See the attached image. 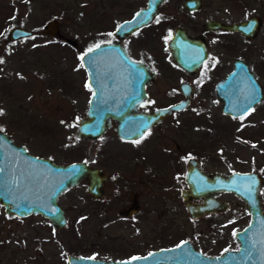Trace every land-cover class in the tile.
<instances>
[{"label":"rangeland","instance_id":"374dc122","mask_svg":"<svg viewBox=\"0 0 264 264\" xmlns=\"http://www.w3.org/2000/svg\"><path fill=\"white\" fill-rule=\"evenodd\" d=\"M144 3L145 0H0V130L32 154L58 163L91 158L92 164L102 165L108 174L105 199H94L83 180L58 195L57 202L66 216L60 228L53 227L40 214L20 218L6 215L0 204V264H65L67 254L129 257L160 241L166 244L186 234L189 227L185 224L183 232L175 237L168 236V232L165 236H148L142 220L144 199L152 200L153 194L160 193L166 203H179L171 192L178 187L180 178L168 169L176 165L182 151L192 152L205 170L259 169L264 179V96L245 114L231 117L221 112L220 100L213 90L214 81L224 75L231 58L238 55L250 65L264 92V0H202L197 12L199 26L209 16L237 22L258 14L261 23L251 38L238 33L222 34L224 43L214 46L206 80L198 76L190 80L194 91L188 107L178 120L167 119L153 129L150 137L167 141L172 152L170 159L161 160L165 171L158 168L162 152L155 141H119L110 126L96 139L75 136L77 120L84 114L90 94L79 55L109 37L118 20ZM52 17L57 20L62 38L41 33ZM162 24L167 26V32L176 24L194 31V12L187 13L179 0H165L143 33L126 40L134 55L147 58L156 74L146 88L149 106L177 97L178 93L169 92L178 91L177 82L184 76L167 57ZM13 25L29 29L31 34L10 39L8 29ZM67 38L75 43H69ZM187 135L193 138L191 144ZM173 140L181 146L174 147ZM129 187L141 194L140 220L133 223L131 218L117 213L127 202ZM260 197L264 211V181ZM227 200L226 210L194 220L196 245H203L207 253L232 245L233 230L247 220L243 205L234 197ZM175 216H179L178 212ZM158 218L156 215L153 220ZM153 220L151 223L158 225Z\"/></svg>","mask_w":264,"mask_h":264},{"label":"water","instance_id":"95a60500","mask_svg":"<svg viewBox=\"0 0 264 264\" xmlns=\"http://www.w3.org/2000/svg\"><path fill=\"white\" fill-rule=\"evenodd\" d=\"M161 1L146 0L145 5L130 18L121 21L112 34L121 39L148 23ZM184 4L194 8V0H185ZM137 13L140 15L137 16ZM206 23L210 28L239 31L251 38L260 20L258 16L250 15L228 24L217 20H208ZM41 32L61 35L55 18H50ZM30 34L31 30L20 25L8 29L10 39ZM66 40L75 43L70 38ZM194 42V37L181 27L173 30L168 41L171 57L188 70L198 67L206 57L203 44L194 45ZM96 45L100 47L95 48ZM194 47H197L198 54L192 57L190 52L194 51ZM89 48L95 50L85 56ZM82 56L83 60L80 59ZM79 62L91 89L85 112L78 118L75 129V136L81 139H96L111 126V120H114L113 128L119 137L130 139L140 136L147 126L158 122L172 109L184 106L192 92V87L183 83L188 87V92L184 91V99L150 112L142 111L137 108V104L145 96L144 83L150 81L154 73L142 61L131 59L120 43L108 41L90 46L79 55ZM213 89L220 100L221 112L231 117L245 114L264 96L262 84L249 64L240 57L232 60L231 69L215 81ZM193 161L194 196L203 198L202 202L194 203V217L228 207L226 201L213 197L217 191H230L243 201L249 220L234 232L238 248L208 255L194 248L187 240H182L172 246L127 258L67 254L65 264H264V211L259 192L263 183L262 175L256 170L206 172L200 168L196 158ZM82 178L87 179L86 188L93 196L98 197L103 193L105 175L100 168L89 166L85 161L58 163L50 157L32 154L24 145L14 143L0 130V204L5 213L16 216L40 214L52 226L61 227L65 217L57 197ZM185 180L188 182V175H185ZM189 210L192 213L193 208ZM133 257L141 259L134 260ZM23 264L33 263L27 261Z\"/></svg>","mask_w":264,"mask_h":264},{"label":"flooded vegetation","instance_id":"af4514ba","mask_svg":"<svg viewBox=\"0 0 264 264\" xmlns=\"http://www.w3.org/2000/svg\"><path fill=\"white\" fill-rule=\"evenodd\" d=\"M164 1L165 0H162L158 4L157 12L152 17V19L157 15L158 10H159V6ZM179 1H181V6L187 13L194 12V31H191L190 29H187L184 25H182L183 24L182 23V24H176L175 26H173V28L169 32H167V29H166L167 26L165 24H162L163 27H164V33H163L164 34V38L166 37L165 49H166L167 57L184 75L177 82L178 91L174 92L175 89H172L169 92V94L178 93V96L174 97V98H171V100H169V101H167V102H165L163 104L149 106L148 104H149L150 95L148 94L147 89H146L147 86H148L147 84L149 83V81H148V82L144 83L145 96L140 99V101L137 104V108L139 110H142V111L150 112V111H153L154 109H156L158 107L166 106L168 104H171V103H174V102H178V101L184 99L185 98L184 91L188 92V87L183 85V83H186V85H190L192 87V92H191V95L188 98V101L186 102V104L184 106H182L180 108L172 109L168 114L164 115L158 122L147 126L143 130L142 134L140 136H137V137H133V138H130V139H123V138L119 137L116 134V132H115V130L113 128L114 120H111V126H110L114 130V132H115V134L117 136V139L119 141L121 140V141H125V142H128V143H135V141H142L144 139L145 140L149 139V140L155 141V146H157L158 151L162 152V155L159 157V167L158 168L160 170H163V171H165L166 169L163 167L164 164L161 162V160L170 159V155H172V152H171V150L169 151V148H167V146H166V145H168L167 141L160 140V138L150 137L152 132H153V129L156 126H158L159 124H162V122L167 120V119L178 120L179 119V114L188 107L189 102L191 100V97L193 95V91H194L193 84L190 83V80H192L191 78H193V77L195 79V77H197V76H198L199 79H205L206 80L207 70L209 69L207 64L210 63L209 60H210V58H211V56L213 54L214 46L215 45L222 46L223 43H224L222 41V34L224 35V33H238L243 38H247L244 35H242L239 31H230V30H226V29H222V28H210V27H208V25L206 23V21H208V20H217V21H220V22L226 23V24L234 22V21L223 22L219 18H214V17L209 16L208 18H205L204 21L201 23V26H199L200 22H199V19L197 17V12H198V10L200 9V7L202 5V0H194V8L187 7L184 4L185 0H179ZM145 2H146V0H145ZM196 2H197V4H196ZM144 5H145V3L142 6H144ZM142 6H139L137 9H139ZM133 13L131 15H129L128 17H125L123 19L118 20L114 24L113 28L111 29L109 37L102 38L101 41H99L98 43L108 42V41H114V42L120 43L121 46L124 48V51L127 53V55L131 59L142 61L144 64H146L149 67V70L151 72H153L154 76H155L156 74H155L154 71H152L150 63L146 60L147 58L135 56L134 53H133V47H132V45H130V41L129 42L126 41L132 35H133V37L134 36H139L140 33L142 32V30L149 24V22L152 21V19L148 23L144 24L143 26H141V27L137 28L136 30L126 34L121 39H118L115 35L112 34V31L116 28V26L121 21L130 18L133 15ZM251 15L258 16V18L260 20V23H261V19H260V16L258 14H251ZM248 16H250V15H248ZM239 20H241V19H239ZM176 27L183 28L189 36H193L194 40L196 41V42H194V45L203 44V46L205 48L206 57L201 61V63L198 65V67H196V68H194L192 70H188V69L184 68L183 66H181L180 64H178L170 55V51H169V48H168V41L170 40V38L172 36V33H173V30ZM257 29H256V32H257ZM256 32H255V34H256ZM255 34H254V36H255ZM61 36H62V34H61ZM61 36H55V37L62 38ZM144 37H145V35H144ZM145 39H146V37H145ZM190 53H191L192 57H194L196 54H198L197 47H194V51L190 52ZM236 57H240V56L237 55V56H234L233 58H231V60H230L231 66H230V68L227 71H229L231 69L232 60L234 58H236ZM240 58H242V57H240ZM220 78H217L215 81H217ZM85 79H86V76H85ZM257 79H258V77H257ZM215 81H214V83H215ZM214 83H213V85H214ZM90 92H91V89H90ZM140 96H141V94H140ZM87 100H88V98H87ZM86 105H87V103H86ZM85 109H86V107H85ZM175 124H179V123L175 122ZM102 134H100L97 138H99ZM188 136L189 135H187V137H186L187 139L189 138V143L188 144H191L193 142V138L192 137H188ZM183 141H185V140H183ZM183 141H182V143H183ZM172 142L175 144L174 147H176V148L181 146V143L179 141H177V140H173ZM186 146H190V145H186ZM179 150H180V148H179ZM186 150H189V149H186ZM179 155H180L179 156V160L176 162V165H174L170 169H168V170H171L172 172H174V171L177 172V176H179V178H180L178 187L172 188V192H171L173 197L179 200V203H166L165 197H161L160 193L153 194L152 200L150 198H149V200L144 199V201H145V204H144L145 210H144V212L142 214V217H143L142 220L146 224V229L145 230H146V235H148V236L152 235V233H156L157 236H165L166 233L168 232L169 233L168 236L175 237V234L183 232L182 229H183L185 224L188 225L189 229L187 231H185L186 234L183 233L184 235L181 234L182 236L177 235L179 237L176 240L172 241V242H169V243L166 242V244H164L165 242H163V244H160L161 243V241H160L159 243H157L156 246H151L150 248L145 250L143 253H138V254L133 253L129 257L134 256V255L145 254V253H147V252H149L151 250H155V249H158L160 247L172 246V245H174V244H176V243H178V242H180L182 240H187L194 248H196L199 251H201L202 253L208 254V255L219 254L223 250H226V249H236V248H238V241H237V239L234 236V232L237 231V230H240L243 226H245L247 224V222L249 220V214L245 210L243 201L240 198H238L236 195H234L232 192H230V191H217V192L213 193V197L215 199H218V200L226 201L228 203V207H229V201L227 200V198L234 197L243 205L244 211L247 214L246 222L240 228H237V229L233 230V232H232V238H233V241H234L233 244L232 245L231 244L228 245L227 247H225L224 249H222L220 252H217V253H207V252H205L202 249V247H204L203 245H201L202 247L201 246L198 247L196 245L195 236H194V220H196L198 218H201V217H207V216L219 213L220 211L226 210L228 207L225 208V209H222V210L211 211V212H207V213L198 215L197 217H194V203H199V202H202V200H203L202 197H195L194 196V185H193L192 177L194 176V161L193 160H194L195 157H194V154H192V152H188V151H182L181 153H179ZM73 161H75V160H73ZM79 161H85L87 165L95 166V167H98V168L101 169L102 173H104V175H105V178H104L103 183H102V192L103 193L100 196L95 197V196L92 195V193H90L87 190V188H86L87 179L86 178H82L81 180H83L84 183H85L86 191L94 199H96L98 201V200H102V199L107 198V193L104 190V186H105V184H106V182L108 180V174L104 171V167L102 165H100V164H98V165L92 164L91 163V158H85V159H81ZM181 161H182V163H181ZM198 165L200 166V168L202 170H204L206 172H213V171L205 170L204 168H202L201 165H200V161L199 160H198ZM252 170H255V169H252ZM256 171H258L260 173L259 169L256 170ZM218 172H220V171H218ZM116 173H117V171H114L115 175H116ZM222 173H227V172H222ZM118 175H119V173H118ZM185 175H188L189 184L185 180ZM81 180H79V181H81ZM263 181H264V179H263ZM262 185H263V183H262ZM262 185H261V187H262ZM261 187H260V189H261ZM140 195L141 194H140L139 190H136L133 187H129V189H128L127 193H126L127 202L123 203L117 209V213H119L121 216H125L126 218H131V223H133L132 222L133 220H135V222L140 220L139 217H138V214L141 211L140 210V201H139L140 200ZM260 199H261V197H260ZM261 206H262V203H261ZM190 207L193 208L192 213L189 210ZM2 209H3V207H2ZM177 212H178L179 216H175V214H177ZM5 214L6 215H10V216L13 215V216L19 217V218L20 217H24V216H16V215H14L12 213L11 214L5 213ZM63 214H64V209H63ZM156 215L159 218H158V220L155 221L153 219L156 217ZM64 217H65V222H66L65 214H64ZM152 220L155 221V223H158V225L151 223ZM180 220H182L181 221V226L179 225V221ZM166 224H168L170 227H167ZM173 225H175V226H173ZM55 228H60V227H55ZM121 258H127V257H121Z\"/></svg>","mask_w":264,"mask_h":264},{"label":"snow or ice","instance_id":"6c2138e0","mask_svg":"<svg viewBox=\"0 0 264 264\" xmlns=\"http://www.w3.org/2000/svg\"><path fill=\"white\" fill-rule=\"evenodd\" d=\"M137 16H139L140 15V13H137L136 14ZM110 43V42H109ZM100 47V45H96L95 46V48H99ZM95 49L94 48H89L88 49V52L87 53H85L84 55L86 56L88 53H91V52H93ZM80 59H84V56H82V57H80ZM86 87H89V85H87L86 84ZM0 114H2V113H0ZM136 143H139V141H135ZM75 167V166H74ZM254 182V181H253ZM182 243H186V242H182ZM177 247H180V245H178ZM132 259H134V260H136V259H141V258H139V257H133Z\"/></svg>","mask_w":264,"mask_h":264}]
</instances>
